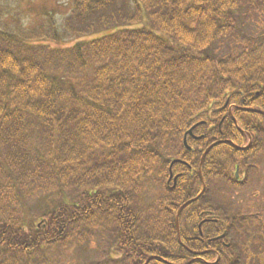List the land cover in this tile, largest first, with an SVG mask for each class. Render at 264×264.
<instances>
[{
	"label": "trees",
	"instance_id": "obj_1",
	"mask_svg": "<svg viewBox=\"0 0 264 264\" xmlns=\"http://www.w3.org/2000/svg\"><path fill=\"white\" fill-rule=\"evenodd\" d=\"M43 15L0 26V264H264L259 242L244 258L230 242L258 214L205 194L176 227L210 145L231 142L207 154L205 181L239 184L261 159L264 0H72L62 22ZM175 159L188 165L171 188ZM152 180L164 191L150 198Z\"/></svg>",
	"mask_w": 264,
	"mask_h": 264
},
{
	"label": "rangeland",
	"instance_id": "obj_2",
	"mask_svg": "<svg viewBox=\"0 0 264 264\" xmlns=\"http://www.w3.org/2000/svg\"><path fill=\"white\" fill-rule=\"evenodd\" d=\"M71 2L72 0H23L21 2L20 0H0V15H2L0 26L8 25L10 28H15L16 23L18 21V25H21L22 27L34 28L35 26H37L41 22L43 23L46 20L44 19V15H43L45 11H53V10L55 11L56 19L62 22L70 10ZM189 136H191V134L186 133L184 135V143L186 144L185 145L186 147H190L189 145H187L186 142ZM227 143H231V142L229 141ZM201 161H200V169L203 165L204 160L202 162V165H201ZM173 163L176 162L172 161L171 165ZM182 164L188 165L187 163H182ZM171 175L173 174H171L169 170L168 182L171 180L170 179ZM237 175L238 172L235 173V178H237ZM242 175L243 174L241 175L239 174V177H241L242 178L241 180L244 182L241 185L236 186L230 184L229 182H227L222 178H209L207 185L209 188V198L213 200V202L217 201V204L219 205L227 206V208L233 214H237V213L240 214L241 217H245L246 219H248L251 224L254 223L253 222L254 220L252 218L253 215L254 214L260 215L261 218L260 228L254 226L253 224L252 225L250 224L252 226L251 228H247L248 227L247 223L249 222L246 221L244 223L246 224V228L244 227L242 230L239 229L234 231L230 237V242H233L234 250L240 251L239 253L243 252L242 257L244 258L245 255L244 253L247 251V249L250 251L256 249L254 247V245H256L255 242H259L258 247L261 246L264 248L262 244V240L256 241L259 236L264 237L263 236L264 234V151L256 167L253 168L248 174H244L243 175L244 178ZM200 178L203 180L201 171H200ZM155 183L156 181L152 180L151 183L148 184L147 193H148V197L150 198L154 196H158L162 193V191H164L163 188L157 186L156 185L157 183L156 184ZM204 187H205V183L202 182L200 193L203 192ZM197 198L198 196L192 200H196ZM180 214H178L176 217V227L178 230H179ZM254 227H257L258 230L255 231ZM255 232L258 234L256 240L254 241L253 240L254 235L251 234H255ZM70 253L71 256L68 258L69 261L71 260L72 257L80 258L82 256L80 254L79 257H75V255L78 253L76 249L71 250ZM83 258H85L86 260L90 258H92L93 260L97 259L96 257H94L92 251ZM78 260L79 262L72 261V262H67L65 264H82L81 259Z\"/></svg>",
	"mask_w": 264,
	"mask_h": 264
},
{
	"label": "flooded vegetation",
	"instance_id": "obj_3",
	"mask_svg": "<svg viewBox=\"0 0 264 264\" xmlns=\"http://www.w3.org/2000/svg\"><path fill=\"white\" fill-rule=\"evenodd\" d=\"M189 137H191V138H193L195 141H199V140H201L202 138H203V136L201 137V136H197V135H195L194 133L191 135V136H189ZM227 142H229V141H227V140H223V141H218V142H215V143H213V144H216L215 146H217V145H219V144H221V143H227ZM212 144V145H213ZM211 146V145H210ZM209 146V147H210ZM214 146V147H215ZM208 147V148H209ZM188 148V150L190 151V150H192L193 148L191 147H187ZM207 150V149H206ZM174 161H177L176 163H174V164H177V163H185L184 161H182V160H179V159H175ZM174 164H172L170 167H169V170H170V173L171 174H173V175H171L170 176V181L168 182V185L171 187V188H176L177 187V184H178V180L180 179V177L182 176V175H184V173H182V172H176V173H174L173 172V165ZM189 167V166H188ZM190 169H192V167H189ZM200 171H201V169L199 170V174H200ZM236 172H238V177L237 178H235L236 179V181L239 183V184H236V186L237 185H241V184H243L244 182L241 180L242 178L241 177H239V169L237 168V171ZM244 175V174H243ZM242 175V176H243ZM243 178H244V176H243ZM201 179V178H200ZM247 180V179H246ZM201 181L202 182H204L205 183V187H204V190H203V192H201L199 195H198V198L195 200V201H197L198 199H200L201 197H203L205 194H207V200L208 201H210V202H213V200H211L210 198H209V188H208V185H207V182H208V180L207 181H205L204 180V178H203V180L201 179ZM231 184V183H230ZM204 185V184H203ZM194 201V202H195ZM193 203V202H192ZM214 203H217V201H214ZM207 221H214V222H217L216 220H209V219H207V220H203L201 223H200V225H199V229H200V235L198 236V237H195V239L196 240H198V239H201L200 241L201 242H203V243H206V239L203 237V233H202V231H201V229H202V225L205 223V222H207ZM222 234H220V235H218V236H216V237H214L215 239L216 238H219V239H223L224 237H225V235H226V230H224L223 232H221ZM202 235V236H201ZM223 244L225 245V246H227V241L226 242H223ZM217 260H219V258L217 259Z\"/></svg>",
	"mask_w": 264,
	"mask_h": 264
},
{
	"label": "water",
	"instance_id": "obj_4",
	"mask_svg": "<svg viewBox=\"0 0 264 264\" xmlns=\"http://www.w3.org/2000/svg\"><path fill=\"white\" fill-rule=\"evenodd\" d=\"M251 110V109H250ZM252 112H256V113H261V114H264V112H260V111H257V110H251ZM235 123H236V120H235ZM188 134H193V129H191L189 132H188ZM217 144V143H216ZM216 144H213L212 146H210L207 150H206V152L204 153V155H203V158H202V161H201V165H202V162H203V160H204V158H205V156L208 154V152L216 145ZM237 177H238V175H237ZM195 200H191V201H189L188 203H186L185 205H183L180 209H179V213L178 214H180L182 211H183V209L187 206V205H189V204H191L192 202H194Z\"/></svg>",
	"mask_w": 264,
	"mask_h": 264
}]
</instances>
